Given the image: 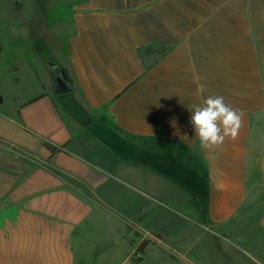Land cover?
I'll return each instance as SVG.
<instances>
[{"label":"crops","instance_id":"obj_1","mask_svg":"<svg viewBox=\"0 0 264 264\" xmlns=\"http://www.w3.org/2000/svg\"><path fill=\"white\" fill-rule=\"evenodd\" d=\"M39 10L32 85L12 100L22 72L3 59L0 16V264H213L209 246L226 237L264 264V0ZM52 64L70 92L56 93ZM208 96L242 126L204 150L190 117Z\"/></svg>","mask_w":264,"mask_h":264},{"label":"rangeland","instance_id":"obj_2","mask_svg":"<svg viewBox=\"0 0 264 264\" xmlns=\"http://www.w3.org/2000/svg\"><path fill=\"white\" fill-rule=\"evenodd\" d=\"M44 1V2H42ZM45 4V0H0V16L7 20L9 31L11 34L9 53L3 55V59L7 61L9 70L21 67L17 75L20 79L18 83H10L11 100L20 96V93L27 95V90L31 87L33 79L32 75L27 72V56L33 55L38 46H34L30 42L34 39H45L41 34L40 10L39 6ZM35 7L37 17L31 19V14L27 12V8ZM4 43V35L1 34V45ZM31 44V45H30ZM161 51V47L150 49L143 52L144 57H157L156 52ZM215 242V241H214ZM212 241L210 248V260L213 264H252L248 261L245 254L239 252L232 245L231 238L217 239L216 243Z\"/></svg>","mask_w":264,"mask_h":264},{"label":"clouds","instance_id":"obj_3","mask_svg":"<svg viewBox=\"0 0 264 264\" xmlns=\"http://www.w3.org/2000/svg\"><path fill=\"white\" fill-rule=\"evenodd\" d=\"M190 123L199 139V147L211 150L225 142L235 140L242 126V114L225 103L223 96H208L201 104H194Z\"/></svg>","mask_w":264,"mask_h":264},{"label":"trees","instance_id":"obj_4","mask_svg":"<svg viewBox=\"0 0 264 264\" xmlns=\"http://www.w3.org/2000/svg\"><path fill=\"white\" fill-rule=\"evenodd\" d=\"M150 49H152V48L151 47L144 48L143 50H141V55H143V52L144 51H147V50H150ZM158 54L160 56H162L163 55V52L162 51H159ZM155 62H153V63H155ZM151 66L152 65H149L147 68H150ZM50 67H51V69H52V71L54 73V79H55L56 87H57V81H58V79H60V78H63L64 79V77L62 76L61 68H60V66L53 65V64L50 65ZM46 146H47V148L49 150H51V152H55L57 150V147L52 146L51 144L46 143ZM149 243H150V241H144V242H142L141 245L137 248L136 254H144L145 249H146V247L148 246ZM135 261L138 263L140 261V259H136Z\"/></svg>","mask_w":264,"mask_h":264},{"label":"water","instance_id":"obj_5","mask_svg":"<svg viewBox=\"0 0 264 264\" xmlns=\"http://www.w3.org/2000/svg\"><path fill=\"white\" fill-rule=\"evenodd\" d=\"M70 91L71 89L68 87L64 79L63 78L58 79L56 93L63 94V93H68Z\"/></svg>","mask_w":264,"mask_h":264}]
</instances>
